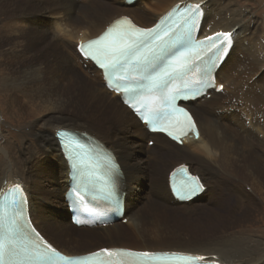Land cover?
<instances>
[{
	"label": "bare ground",
	"instance_id": "bare-ground-1",
	"mask_svg": "<svg viewBox=\"0 0 264 264\" xmlns=\"http://www.w3.org/2000/svg\"><path fill=\"white\" fill-rule=\"evenodd\" d=\"M82 1L0 0V15L9 19L0 23V64L4 68L0 91L11 108L27 119L26 140L11 150L16 158L0 166V192L13 183L22 184L29 195L26 217L33 216L37 227L68 252H90L83 248V241H90L89 248L95 250L93 243L101 238L110 246L180 251L221 264H264V241L231 230L249 221L264 205V19L251 18L239 0L78 3ZM190 1L202 5L200 36L231 33V52L217 73L225 88L214 101L212 97L189 102L202 130L201 138L188 137L181 146L163 134H155L151 136L155 143L148 148L140 142L151 134L114 92L102 86L99 69L90 63L85 67L72 55L80 58L76 44L85 27L86 39L121 15L149 27L177 2ZM220 118L231 119L235 125ZM59 128L90 133L115 151L131 190L127 222L133 231L121 222L75 231L68 217L47 210L49 203L62 211L59 214L66 212L63 190L69 185V169L56 135ZM187 159L203 175L205 192L177 205L170 202L168 177L175 165ZM149 178L148 199L158 206L156 192L167 216L171 209L196 208L198 202L218 191L219 183L229 186L244 213L223 218L218 209L205 206L201 209L211 218L207 224L213 227L210 233L159 238L155 232L160 243H153L146 238V208L142 205L146 192L139 185ZM258 199L263 203L258 205ZM124 233H134L138 240H125L121 237Z\"/></svg>",
	"mask_w": 264,
	"mask_h": 264
},
{
	"label": "snow or ice",
	"instance_id": "snow-or-ice-1",
	"mask_svg": "<svg viewBox=\"0 0 264 264\" xmlns=\"http://www.w3.org/2000/svg\"><path fill=\"white\" fill-rule=\"evenodd\" d=\"M198 10L199 5L189 6L183 13L177 12L178 20L172 25L163 28L158 25L155 29L137 28L125 17L118 20L102 37L90 41L86 46L87 51L84 45L81 46V52L104 69L108 87H113L114 80L115 90L129 97L124 103L140 114L152 131L166 132L173 140H179L177 133L183 132L185 124L194 126L188 112L175 105L173 93L195 73L210 67L209 61L199 54L196 60L200 63L193 61V52L198 53L200 48V43L192 42V30L200 14ZM223 36L231 44V33H224ZM211 39L206 37V40ZM219 39L220 34H217ZM212 47L216 49L214 55H217L224 48V43L221 41ZM57 135L64 144V137L68 134L58 132ZM73 143L78 148L85 147L71 140L64 145L73 167L80 169V175L93 186L101 183L105 198L113 199L115 187L109 174L115 166H109L107 158L100 153L93 155L91 148L82 153L74 152ZM182 189L194 194L200 189L197 178L187 177L182 182ZM180 190L177 189L178 194ZM10 195L0 196V264H90L92 257L100 255H62L51 244L38 238V234L33 235L23 218V202L10 199ZM100 252L107 253L110 258L113 255L118 257L100 264H152L154 259L166 260L169 256L175 260V264H192L196 259H203L107 248Z\"/></svg>",
	"mask_w": 264,
	"mask_h": 264
},
{
	"label": "rangeland",
	"instance_id": "rangeland-1",
	"mask_svg": "<svg viewBox=\"0 0 264 264\" xmlns=\"http://www.w3.org/2000/svg\"><path fill=\"white\" fill-rule=\"evenodd\" d=\"M239 1L241 5L248 8V12L251 18H256L258 20L264 19V0H239ZM83 2L84 0L78 3H83ZM6 19L7 18H5L4 15L2 14L0 15L1 24L4 23L3 21H7V20L9 21V19L7 20ZM72 45L74 46V44ZM72 57L77 62H79V58L75 56V53L72 55ZM1 65L2 64H0L1 67L0 75L4 72V68ZM100 83L95 82L96 85L101 86ZM1 93L2 92L0 91V166H2V164L8 163L9 158L11 159L16 158L17 154L12 152L11 150L14 146L21 147L23 145V142L26 140L24 123L27 120L24 119L22 114L19 111H17L16 108L15 109L11 108L8 99L5 96H3ZM107 94L109 95V93ZM220 119L229 121L231 124L235 125L234 121L231 119L228 118H220ZM145 141H147V139H142V142H140V144L146 146L147 143H145ZM3 147H5L7 150L10 149V152L7 153V151L4 150ZM148 148L150 147L148 146ZM181 158L186 159L185 156H182ZM185 161H189V159ZM149 182H152L150 178L148 179V182L147 181L144 182V185H142L143 182L142 184L139 183V185L143 186L144 187L143 192H146V194L144 195L145 200L142 202V205H144V207L146 208V217L144 219L146 222V228L148 234L146 238L147 240L150 239V241L153 243H160L159 241L160 239L154 236V234L156 233L159 235L158 236L159 238H162L163 235H165V237L168 238V236H171L172 234L175 236V234L178 233H182L184 236H189L190 234L192 235L203 234L207 232L210 233L213 227H209L207 226V224L208 222L211 223L209 221L211 218L209 217V214L203 212V210L201 209L204 208L205 206L207 207L210 206L211 208L218 209L219 213L223 216V218L224 217L230 218L233 216V214L241 215L244 213V208L239 207L235 195L233 193H230L229 186L227 184L222 186L219 183L218 191L213 192L212 194L214 195L212 197L209 196L207 198H204L203 201L198 202L196 208L192 207L189 209V208L179 207L178 211H176L178 214L175 212L176 209H171L172 213H170L167 216L161 210L163 206L160 205L157 199L158 194H156V192L154 194L155 195L154 198L156 199V202L159 204L158 206L156 204L151 203L150 200L148 199V196H150V192L148 190L150 189ZM257 203L258 205H260L263 202L261 201V199L260 200L258 199ZM193 209H195L196 211L195 210L193 211ZM55 210L57 211V213L55 212ZM51 213L52 214L55 213L58 215V213H62V211L53 209ZM121 225L126 227V229H130L131 231H133L132 230L133 228L132 226H130L129 223H123ZM241 225L242 226L239 225L236 228L233 227V229L231 230L239 234H244V233L249 234L261 241H264V205L259 206L258 210L255 211L253 216L249 218V221L242 222ZM149 235L152 236V239L150 238ZM121 237L125 240H129V239L138 240V237L134 233H126V234L124 233ZM81 244L83 248L85 247L86 251L93 250L92 247L89 248V246L91 245L90 241H83ZM110 244L111 243L108 242L103 243L101 238L94 241L93 243L94 249L100 246H104V245L106 246Z\"/></svg>",
	"mask_w": 264,
	"mask_h": 264
},
{
	"label": "trees",
	"instance_id": "trees-1",
	"mask_svg": "<svg viewBox=\"0 0 264 264\" xmlns=\"http://www.w3.org/2000/svg\"><path fill=\"white\" fill-rule=\"evenodd\" d=\"M75 231H77V229L73 228Z\"/></svg>",
	"mask_w": 264,
	"mask_h": 264
}]
</instances>
